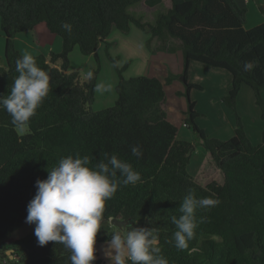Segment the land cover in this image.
<instances>
[{
  "label": "trees",
  "instance_id": "16d2710c",
  "mask_svg": "<svg viewBox=\"0 0 264 264\" xmlns=\"http://www.w3.org/2000/svg\"><path fill=\"white\" fill-rule=\"evenodd\" d=\"M143 1L154 7L160 0H0V30L4 36L0 67V97L11 91L16 60L21 55L15 36L33 31L39 41L50 45L57 37L61 50L33 56L37 65L50 76V91L30 118L29 131L17 132L11 116L0 109V243L24 223L27 205L34 197L37 179L58 166L62 157L77 154L91 158L89 167L116 155L140 173L136 184L118 186L105 208L96 243L111 239L110 220H129V227H149L158 233V246L169 264H264V129L260 143L253 144L241 119L236 116L233 136L227 140L207 137L195 120L198 114L189 99L192 89L201 87L187 82L190 62L226 71L230 90L223 102L232 111L242 85L251 89L264 120V22L246 30V10L237 0H170V8L158 13L154 22H144L129 8ZM264 18V6L260 9ZM71 25V32L62 28ZM135 27L156 39L159 51L174 53L171 39L180 41L183 58L184 92L187 109L182 123L200 140L223 182L197 183L187 172L194 152L191 142L178 139V128L167 118L164 87L180 77L154 64L156 77L136 76L125 79L124 67L109 48L106 39L117 31L123 35ZM104 44L118 81L113 106L99 111L90 108L100 71L98 46ZM77 48L82 56H92L96 67L93 78L81 83L77 72L69 71V55ZM253 62L251 71L244 70ZM178 96L181 93L177 94ZM140 146L142 156L132 155ZM200 171V169H199ZM117 178L124 177L117 172ZM197 198L219 199L210 209H197L198 227L186 250H178L172 240L177 230L172 216L181 215L179 205L189 190ZM70 250L60 243H38L8 264H71ZM92 264H107L94 254ZM111 264V263H108ZM131 264V261H127Z\"/></svg>",
  "mask_w": 264,
  "mask_h": 264
},
{
  "label": "clouds",
  "instance_id": "9594fccd",
  "mask_svg": "<svg viewBox=\"0 0 264 264\" xmlns=\"http://www.w3.org/2000/svg\"><path fill=\"white\" fill-rule=\"evenodd\" d=\"M62 28L71 32V25L63 23ZM16 72L11 91L0 97V109L11 116V124L21 133L29 131L30 118L50 91V76L37 65L33 55L25 53L16 60ZM254 68L253 62L244 64L245 71ZM87 79L93 78L88 71ZM101 86L98 85L99 90ZM132 155L142 156L140 146L131 149ZM91 158L69 155L58 161V166L47 172V178L35 181L36 192L29 201L25 223L34 225V236L39 246L49 242L60 243L70 250L71 264H92L96 259L94 245L100 230L105 202L110 200L118 186L136 184L140 173L130 163L116 155L105 154L104 159L89 167ZM117 172L124 179L117 178ZM220 203L219 199L197 198L194 190H189L179 205V217L172 216L175 225L171 242L178 250H186L188 241L195 236L198 227L197 209H210ZM158 233L149 227L119 226L108 240L106 255L111 264H169L161 255ZM113 252L115 253L113 255Z\"/></svg>",
  "mask_w": 264,
  "mask_h": 264
},
{
  "label": "rangeland",
  "instance_id": "374dc122",
  "mask_svg": "<svg viewBox=\"0 0 264 264\" xmlns=\"http://www.w3.org/2000/svg\"><path fill=\"white\" fill-rule=\"evenodd\" d=\"M237 3L239 7L246 10V23L244 27L250 28L256 24L258 18H263L260 11L262 4H259L258 0H250L249 4H246V2L242 0H237ZM169 4V0H162L160 4L151 8L144 2H138L129 8V12L134 16L142 17L144 22L153 23L155 16L158 13H164L170 8ZM30 34L33 35L31 43L33 46L26 47L23 45V39H30ZM54 39L55 42H52L53 45L51 43L49 47L52 51L55 50L54 52H59L61 49V40L57 37H54ZM177 41L180 43L179 40L174 39V41H170L169 45L179 47ZM14 42L17 51L21 55H24L25 53H29L33 56L41 55V51L44 50L47 45L44 41H39L33 31H28L15 36ZM124 42L128 45L127 47H125ZM140 44V41L133 40L129 43L122 38V42L118 46V53L115 52L114 55H112L111 52H109L112 58H117L116 65L119 69L127 64L122 70V75L125 79L136 76L151 75V70L148 69L147 66V61L149 59L143 53V46ZM74 50L75 51L72 53L73 55L71 54L70 57L71 63L69 65V72H77L82 83L87 80V72L95 69L96 62L92 56L87 59V57L82 56L79 53L77 48ZM3 51L4 36L0 30V67H5ZM177 51L181 52L180 49ZM49 55L46 57L47 59ZM98 57L100 71L96 82L94 100L90 105V108L93 111H99L113 106L117 98L115 92V85L118 81L117 72L113 63L107 58L103 45L99 49ZM176 65L177 64L173 67L174 70H176ZM214 71L228 75L223 70L210 67H198V69H192L188 75L190 82H197L196 84L201 87V90L192 89L189 93V99L194 103V110L198 114V117L195 120L197 127L202 130L207 137L213 136L214 138H219L221 137V133H226L225 136L221 137L223 140H226L233 136L236 125V116H238L241 119L251 142L253 144L260 143V133L264 129V120L260 118V110L255 103L253 92L250 88L243 86L239 90L236 98L235 111H232L223 102V98L227 95H224V90L227 84L226 79ZM181 77L180 73V77L176 80V83L170 87H164V90L168 102L166 108L168 120L175 126L185 128L182 123V115L187 109L186 98L184 96L178 97V93L175 91V88L182 84ZM98 85L101 86L99 90L97 88ZM261 96L264 100V91L261 92ZM17 132L20 134L25 133H21L18 130ZM185 133L187 135L190 134L187 136L189 139L188 141L194 146V152L187 167L189 175L200 184H207L210 181L217 179L221 181L222 174L215 167L210 155L201 147L200 140L191 132V130L186 131ZM182 135H185L184 132ZM180 137H182L181 134L179 139H181ZM129 223L130 222H128V224ZM143 225L144 224H142V227H144ZM34 227V225L24 223L8 239L0 243V264H8L17 260L19 256L29 251L37 244L36 237L34 236ZM118 230L119 228L110 224L108 234L113 235ZM106 242L95 243L94 254H96L104 263L108 264L111 263V257H108L105 253L107 249ZM114 254L115 253L113 252V255Z\"/></svg>",
  "mask_w": 264,
  "mask_h": 264
},
{
  "label": "crops",
  "instance_id": "0c3cea01",
  "mask_svg": "<svg viewBox=\"0 0 264 264\" xmlns=\"http://www.w3.org/2000/svg\"><path fill=\"white\" fill-rule=\"evenodd\" d=\"M161 1L162 0H160V3H161ZM242 1H244V2H246V4H249V2H250V0H242ZM259 1V4H262V6H264V0H258ZM141 2H143V1H141ZM169 2H170V0H169ZM159 3V4H160ZM158 5V4H157ZM170 5V4H169ZM171 6V5H170ZM155 7V6H154ZM151 8H153V7H151ZM264 22V18H258V20H256V24H254V26H251L250 28H246V27H244L246 30H248V29H251V28H253V27H255V26H257V25H259V24H261V23H263ZM21 34H23V33H21ZM19 35V34H18ZM17 36V35H16ZM122 38H123V40H125L126 42H129L130 43V41H133V40H136V41H140V45H142L143 46V53L148 57V61H147V66H148V69H150L151 70V75L150 76H146V77H156V73H155V71H154V64H159L162 68H164V69H167V70H169V71H171L172 73H174V74H176V75H179L180 73H182V70H183V58H182V53L180 52V51H177L178 49H180V44L181 43H179L178 41H177V44L179 45V47H176V51L174 52V53H167V52H165V51H159V50H157V48L159 47V45H160V43L156 40V39H153L152 41H151V44H150V47H151V50H148L147 48H146V46H145V41L149 38V36L148 35H145V34H143L140 30H138L137 28H135V27H131V30H130V33L128 34V35H121L119 32H117V31H114L107 39H106V42H108V43H114V45H112L110 48H109V52H111V54L112 55H114V53L116 52V53H118V46L121 44V42H122ZM32 40H33V35H31L30 34V39H28V40H25V39H23V45H25L26 47H31V43H32ZM55 40V39H54ZM52 41V42H55V41ZM121 41V42H120ZM170 41H174V39H171V40H169L168 41V45L170 44ZM124 44H125V47H127L128 45L124 42ZM52 45H53V43H52ZM103 45V47H104V44L103 43H100L99 44V46H98V49H97V51H98V53H99V49H100V47ZM33 46V45H32ZM171 46V45H170ZM173 47H175V46H173ZM46 48V49H45ZM44 48V50H46V51H44V50H42L41 51V55H43L45 58L49 55V53L51 52V53H58V52H54V51H52L51 50V48L49 47V45H46V47ZM129 48H131V47H129ZM61 50V49H60ZM75 50H73L71 53H70V55H69V61H70V63H71V54L74 52ZM43 53V54H42ZM165 53V54H164ZM73 55V54H72ZM77 57V56H76ZM91 56H87V59L88 58H90ZM78 58V57H77ZM79 58H81V57H79ZM47 59V58H46ZM86 59V60H87ZM175 64H177L176 65V70H174V68L173 67H175ZM198 67L199 68H208L209 66H206V65H203V64H200V63H197V62H190L189 63V66H188V70H187V79H188V75H189V73H190V71L192 70V69H198ZM210 68H212V67H210ZM215 69H217V68H215ZM207 70H210V69H207ZM221 70V69H220ZM70 71V70H69ZM68 71V72H69ZM224 71V70H223ZM215 73H218L219 75H221L222 77H224L225 79H226V87H225V90H224V95L225 94H227L228 93V91L230 90V76H229V74L228 75H226V74H224V73H221V72H217V71H214ZM188 81V83L189 84H196L197 82H190L189 81V79L187 80ZM176 83V80L172 83V84H170V85H168V86H165V87H170V86H172L173 84H175ZM243 86H245V85H242L241 86V88L243 87ZM247 87V86H246ZM240 88V89H241ZM175 91L177 92V93H181V95H179L178 97H183V95H182V93L184 92V85H183V83L181 84V86H177L176 88H175ZM191 91V90H190ZM177 128H178V139H179V136H180V134H181V136L182 137H180L182 140H186V141H188L189 139H188V137L187 136H189V135H187L185 132L186 131H189L188 130V128L186 129V127L185 128H183V127H180V126H176ZM181 129H182V131H181ZM183 132H184V136L182 135L183 134ZM261 134V133H260ZM221 135V137L222 136H225L226 135V133H221L220 134ZM248 135V134H247ZM208 137H211V138H214L213 136H208ZM221 137H219V138H217V139H221V140H223V138H221ZM232 137V136H231ZM230 137V138H231ZM227 140V139H226ZM222 180L221 181H219L218 179L217 180H215L217 183H222L223 182V177L221 178Z\"/></svg>",
  "mask_w": 264,
  "mask_h": 264
},
{
  "label": "water",
  "instance_id": "95a60500",
  "mask_svg": "<svg viewBox=\"0 0 264 264\" xmlns=\"http://www.w3.org/2000/svg\"><path fill=\"white\" fill-rule=\"evenodd\" d=\"M180 79H181V81H183V77H181ZM128 222H129V220L124 221V222H117V221L114 220V219H111V220H110V224L116 226L117 228H119V226H121V225H123V224H126V223L128 224ZM128 225H129V224H128Z\"/></svg>",
  "mask_w": 264,
  "mask_h": 264
},
{
  "label": "built area",
  "instance_id": "2783aa9c",
  "mask_svg": "<svg viewBox=\"0 0 264 264\" xmlns=\"http://www.w3.org/2000/svg\"><path fill=\"white\" fill-rule=\"evenodd\" d=\"M183 126L186 127L185 124H183Z\"/></svg>",
  "mask_w": 264,
  "mask_h": 264
}]
</instances>
